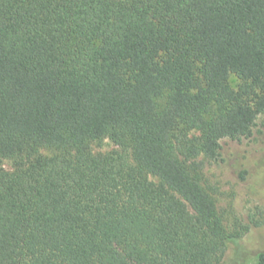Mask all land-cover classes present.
<instances>
[{"label":"trees","instance_id":"obj_1","mask_svg":"<svg viewBox=\"0 0 264 264\" xmlns=\"http://www.w3.org/2000/svg\"><path fill=\"white\" fill-rule=\"evenodd\" d=\"M263 114L264 0H0V264H221L243 233L174 152Z\"/></svg>","mask_w":264,"mask_h":264},{"label":"rangeland","instance_id":"obj_2","mask_svg":"<svg viewBox=\"0 0 264 264\" xmlns=\"http://www.w3.org/2000/svg\"><path fill=\"white\" fill-rule=\"evenodd\" d=\"M238 82L236 77L231 79L233 86ZM200 136L199 132L191 135ZM90 149L95 156L132 155L131 150L117 146L110 139L94 142ZM174 153L212 198L226 230L243 233L240 240L229 243L221 264H256L258 255L264 252V114L257 121L251 139L222 142L219 162L202 155L193 158L180 149ZM51 154L40 150L37 155ZM19 163L20 160L4 161L1 167L14 173Z\"/></svg>","mask_w":264,"mask_h":264}]
</instances>
